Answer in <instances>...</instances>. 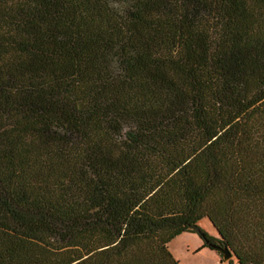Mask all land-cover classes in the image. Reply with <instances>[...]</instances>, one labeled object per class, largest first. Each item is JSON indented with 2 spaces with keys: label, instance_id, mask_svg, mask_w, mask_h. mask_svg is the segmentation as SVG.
<instances>
[{
  "label": "trees",
  "instance_id": "16d2710c",
  "mask_svg": "<svg viewBox=\"0 0 264 264\" xmlns=\"http://www.w3.org/2000/svg\"><path fill=\"white\" fill-rule=\"evenodd\" d=\"M185 232L264 264V0H0V264Z\"/></svg>",
  "mask_w": 264,
  "mask_h": 264
},
{
  "label": "rangeland",
  "instance_id": "374dc122",
  "mask_svg": "<svg viewBox=\"0 0 264 264\" xmlns=\"http://www.w3.org/2000/svg\"><path fill=\"white\" fill-rule=\"evenodd\" d=\"M198 225L209 236L217 237L209 220L203 219ZM204 243L198 234L185 232L171 240L168 248L179 264H238L234 256L225 259L223 254L204 246Z\"/></svg>",
  "mask_w": 264,
  "mask_h": 264
},
{
  "label": "water",
  "instance_id": "95a60500",
  "mask_svg": "<svg viewBox=\"0 0 264 264\" xmlns=\"http://www.w3.org/2000/svg\"><path fill=\"white\" fill-rule=\"evenodd\" d=\"M222 253H223V257L225 259L229 258L230 256H232L231 252L229 250L226 249H222Z\"/></svg>",
  "mask_w": 264,
  "mask_h": 264
}]
</instances>
